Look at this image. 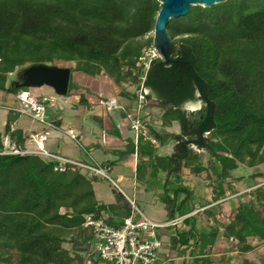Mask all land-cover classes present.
Wrapping results in <instances>:
<instances>
[{"label": "trees", "instance_id": "trees-1", "mask_svg": "<svg viewBox=\"0 0 264 264\" xmlns=\"http://www.w3.org/2000/svg\"><path fill=\"white\" fill-rule=\"evenodd\" d=\"M160 10L157 0H0V93L25 90L8 86V76L34 65L75 63L72 73L138 85L136 93L122 89L120 94L134 103L144 78L146 105L154 101L162 110L164 129L179 123L181 131L165 133L148 124L152 139L128 141L121 154L138 155L136 178L147 191L159 188L165 174L161 201L170 220L182 219L179 225L187 228L178 225L172 238L179 257L193 264H236L228 250L213 259L221 240L242 256L264 244V186L256 181L264 166V0L195 6L187 16L170 20L173 61L156 58L145 71L144 52L153 47ZM72 86L67 96L75 92L79 105L88 107V90L77 94L81 86ZM197 98L200 111L183 109ZM22 116L16 111L8 116L4 136L10 145L25 147L29 140L16 128ZM169 141L173 153L159 155L155 144ZM5 148L0 134V153ZM240 167L253 171L246 199L224 221L206 209L202 226L193 215L199 207L196 187L184 180V172L194 177L208 172L213 201L219 202L244 180L234 175ZM56 168L58 163L48 162L37 177L32 157L0 154V264H98L91 255L93 231L83 227L86 217L105 215L118 228L131 215L122 194L116 205L97 201L98 178ZM239 264L252 262L244 257Z\"/></svg>", "mask_w": 264, "mask_h": 264}, {"label": "rangeland", "instance_id": "rangeland-1", "mask_svg": "<svg viewBox=\"0 0 264 264\" xmlns=\"http://www.w3.org/2000/svg\"><path fill=\"white\" fill-rule=\"evenodd\" d=\"M151 36L154 37V32L151 34ZM153 51H154V46L152 48L146 49L144 52L143 61H145V62H143V63H145L144 64L145 71H147L150 67L149 59L151 58L152 55L154 56L155 52H153ZM148 54H149V56H148ZM159 57L160 56L157 54L156 58H159ZM156 58H154V59H156ZM57 65L60 67H67V68H71V69H74L76 67L75 63H72V64L58 63ZM21 72L22 71L18 70L15 73L10 74L8 76V86H10L12 83L18 81V77H19ZM74 81H79L82 85H86L85 89L88 90L86 93H89V94L91 93V90H90V88H88V85H90L91 83H93L95 81H103V83L108 84L107 87H109L111 92L116 97H120V94L122 93V89H125L130 94L136 93L139 89L138 85L124 84L123 86H119L111 78H109L105 75H101L97 78H90V77H87L81 73L73 72L71 75V89H73L72 82H74ZM142 84H143V82H141V85ZM83 89H84V87L81 86L78 89L76 88L74 91H76L77 94H79L78 92H83L84 91ZM26 90L30 91L33 96L40 97V96L44 95L51 100L46 105L47 106V108H46L47 120H53L55 117L63 115L64 116V124H65L66 128H69V127L82 128L86 133L87 132L88 133H94L95 135H98L100 137L104 136L103 138H105V142L109 138H113V139L118 138V134L116 131H111V130L106 131V132L103 131V129L100 125L101 120L99 121L97 119V116L99 114L98 113L99 112L98 107L96 110H93L90 112L85 111L84 107H83L82 111H81V109L79 112H77L75 110V107H77V104H79V98H78L79 96L75 95L76 94L75 92L73 93L74 95L61 97V96L56 95L54 93V91L48 87L40 88V89H26ZM22 91H20V92H22ZM20 92L17 93L16 95L0 93V134L3 137V142L5 144V147H8L10 145V140L4 136L5 127H6V124L8 121V116L10 115L12 109H15V110H17L18 108L22 109L24 106V104L18 99ZM102 99H104V98H102ZM102 107L107 108V105L102 106ZM134 107L136 109L139 108L138 103H135ZM183 109L186 110L188 113L198 112L202 109V102L197 98V101L187 104L186 106H184ZM144 110H146L145 111L146 116L145 115L144 116H145L148 124L152 127L159 128L161 126V124H159V123H161L160 120H161V116H162L163 112L158 107V105L154 101H150L148 103V105H145ZM79 117H82V118L79 119ZM17 125L24 130H30V129L39 130L40 131L39 133L41 134V138L39 140L42 141V145L44 146L43 148L45 150L49 151L50 153L60 155V152H58L57 151L58 149H56V148H58L57 140H55V141L52 140V138L56 132L55 129H49L48 127L41 125L39 122L35 121L34 119H32L26 115H23L21 117V119L17 123ZM40 127H42V129H39ZM45 130H49V131L51 130L49 137L44 136ZM172 131L174 133H180L181 129H180L179 123L174 124ZM65 132H66V130H65ZM63 137H65L64 140L66 142L73 143L74 146H76V148L78 149V150L75 149V151L72 152L70 154V156L67 155V157H66V155H64L63 157H66L68 159L77 158V157L78 158L79 157L80 158L85 157V156H83V153L79 152V150L80 151H82V150H81V147H80L78 141L74 142V140H72V138L69 135H67V133H65V135ZM45 144H48V146L45 147ZM50 144L54 145L55 148L51 149V147H49ZM81 145H82V147H85L82 143H81ZM34 148L38 149L36 144H35ZM91 153H92V156L94 158H96L99 162L111 160V158L105 157V154L101 153L100 151H92L91 150ZM88 158H89L88 162L91 163V158L90 157H88ZM45 161H49V159H46ZM207 161H208V157L205 155L204 163L207 164ZM105 169H106L107 175L109 176V178L112 181H114L116 186L109 179H105V178H101V177L98 179V182L94 183V189L96 191V196H97V199L100 201V203H102V204L118 203V201H119L118 198L120 195L119 189H120L122 191V193L125 194L131 200H133L135 202L136 206L138 207V209L146 217L151 219L153 222H155V223L167 222L168 223L169 221H171L168 214L166 215V213H165L164 205L161 202H155L154 201V196H153L152 192H149L143 188H138L133 183L129 184L132 187L128 188L126 185L127 184L126 182H122V181L118 180L117 176H118L120 169L115 168L114 171H109L108 168H105ZM258 171H260V173L262 174V177H258L256 179V181L259 182L261 186H264V166L263 165L259 166ZM121 173L124 174L125 176H130L129 172L124 168L122 169ZM252 173H253V171L251 169L245 168V167H240L237 171L234 172V175L236 177H238V176L244 177V180L242 181V183L235 182L234 185H232L234 189H238V193H240V195L235 196V194H237V192L230 191L228 193L227 197L224 198V201L218 205V207H220L219 208L220 210L216 211V213H217V215L222 216V217H220L221 220L224 221V219H228L231 216L234 208H236L240 202H242L246 199L245 194H247L251 190L250 186L253 185V182L249 181L250 180L249 176ZM208 176H209L208 172H205L200 177H194L188 171L184 172V177H186V180L191 181L192 183L195 184L197 193L200 194V192H203L204 195H206V197L208 199L204 198V200H203L206 204L211 203L210 201H211L212 195H213V187L211 186L212 181L210 180V178H208ZM224 204H226V205H225V209L223 210ZM198 217H200L201 225L205 226V224L207 223L206 215L203 214V215H199ZM170 229H172V228H170ZM163 231H165V230H163ZM159 232H161V231H159ZM162 241H163L164 246H163L162 252L160 254L161 255L160 258H162L161 261H163V264H179L178 261L173 258L171 247L169 245L170 241L168 240V238L162 237ZM253 245H257V243L255 242V243H253ZM225 248H226V250H228V255H230V257H232L231 259L233 260V263H236V264L241 263V261H242V259H244V257H246V259L251 261L252 264H260L261 259L264 257V244H262L261 246H258V248L255 251H253V252H251L245 256L239 255L235 248H230V246H228L227 244H225Z\"/></svg>", "mask_w": 264, "mask_h": 264}, {"label": "built area", "instance_id": "built-area-1", "mask_svg": "<svg viewBox=\"0 0 264 264\" xmlns=\"http://www.w3.org/2000/svg\"><path fill=\"white\" fill-rule=\"evenodd\" d=\"M153 52H155L154 56L150 55L149 63L158 54L155 49ZM144 80L143 78V84L138 93L139 108H137V112L129 113L131 130L135 133V144L138 143L140 137L152 139L148 131V122L141 115L142 110L147 104L146 95L148 94V90L144 88ZM25 90L20 92L18 96V99L24 104L23 108L21 110L12 109V111L26 115L49 129H56L55 124L46 118V105L51 100L44 95L40 97L33 96L30 91ZM101 104L105 103L101 102ZM106 105L110 111H122L124 109L117 99L110 100ZM44 132L45 137L50 136L49 130H45ZM69 136L72 140L76 141V137L72 135V132H69ZM40 138V133L29 136V140H32L38 149L31 150L26 146L9 145L0 154L40 157L44 161L49 159V161H45L47 164L48 162L58 163L56 170L68 167L75 171H82L91 178L101 177L112 181L107 175L106 169L95 161L92 160L91 163H84L68 159L59 154L50 153L43 148L42 141L39 140ZM152 142L155 143L154 140ZM112 183L116 186L114 181ZM119 192L123 194L120 189ZM129 203L131 205V215L118 228L112 226L109 223V218L105 215L101 218H96L92 215L86 217L83 227L84 229H91L93 231L91 255L95 256L104 264H158L164 246L162 239L159 237V231L176 228L182 219H175L165 224H158L146 217L138 209L134 201H129Z\"/></svg>", "mask_w": 264, "mask_h": 264}, {"label": "crops", "instance_id": "crops-1", "mask_svg": "<svg viewBox=\"0 0 264 264\" xmlns=\"http://www.w3.org/2000/svg\"><path fill=\"white\" fill-rule=\"evenodd\" d=\"M74 82L77 83L79 86H83L84 88L86 87V85H82L79 81H74ZM104 84L105 83H103V81H95V82L91 83L90 85H88V88H90V90H91V93L86 96V99L89 103V106L85 107V106H80L79 104H77V107H75V110L77 112H79L80 109L82 111V109L84 107L85 111L90 112V111L96 110L98 107V109H99L98 113L99 114L97 116V119L99 121L101 120L100 125H101L103 131L104 132L110 131V130L116 131L118 134V138L117 139L109 138L105 142V138H103L104 136L100 137L98 135H95L94 133H88V132L86 133L82 128H74V127L66 128L65 124H64V116L60 115L58 117H55L53 120H49L50 122H53L56 126V129H55L56 132H55V135L53 136L52 140L53 141L57 140L58 148H56V149H58L57 151L60 152L61 156H64V155H66V157H67V155L70 156V154L72 152H74L75 149L76 150H78V149L76 148V146H74L73 143L66 142L64 140L65 137H63V136L65 135V133H67V135H69V132H72V135L74 137H76V141L79 142V145L81 147L82 151L79 150V152L83 153V156L86 157V158L85 157L72 158L73 160L88 163V160H89L88 157H90L91 161L93 160L96 163H98L99 165H101L102 167L108 168L109 171H114L115 168H118V169H120L118 176H117L118 180L122 181V182H126L127 183L126 185L128 188H131L132 186L129 184L133 183L138 188L146 189V186L144 184L139 183L137 181V178H136L137 165H138V161H139L138 155L133 154V155H129V156H123L121 154L126 150V145H127L128 141H134L135 142V133L131 130V126H130L131 121L129 119V113L137 112V109L134 107L135 103L130 102L127 99H123L121 97H116L111 92L109 87H107L108 84H105V85ZM78 98L80 99V97H78ZM102 98H104V99H102ZM112 99H117L119 104L124 109L122 111H110V110H108V108L102 107V106H105L106 103ZM101 102H104L105 104H101ZM144 109H145V107H144ZM144 109L142 110V113H141L142 116L145 115L146 110H144ZM17 110H21V108H18ZM81 118L82 117H79V119H81ZM20 119L18 120V122L20 121ZM17 123H16V128L19 130H22L25 133V135H27L28 137L33 135V134H38L40 132L39 130H36V129L24 130L21 127H19L17 125ZM159 124H161V126L159 128H155V127H153V128L157 131H161V132H165V133L180 134V133H174L172 131L175 123L173 124V126L171 128H168V129H164L162 127V121ZM39 129H42V127H40ZM65 130H66V132H65ZM76 141H74V142H76ZM80 142L85 147H82ZM52 144L49 145V147H51V149L55 148L54 145H52ZM155 145L158 148V154L165 157V156H170L173 153L175 144L173 141H169L164 146H159L158 143ZM46 146H48V144H45V147ZM26 147L28 149L31 148V150H33V149H35L34 148L35 143L32 140H28L26 143ZM91 150L92 151H100L101 153L105 154V157L111 158V160L99 162L96 158H94L92 156ZM123 168L129 172L130 176H125L124 174L121 173ZM186 171L191 173L189 170H186ZM164 175L165 174H162V177L158 180V187L159 188H157L156 190L149 191V192L153 193L154 201L155 202H161L162 204H163V202L161 201V195H162L163 191L160 189V187L164 184V177H165ZM184 180L187 183L191 184L192 186L196 187L194 183H192L191 181H187L186 177H184ZM238 183H242V182H238ZM93 187H94V184H93ZM94 191H95V189H94ZM233 191L237 192V194H235V196L240 195V193H238V189L233 188ZM95 195H96V191H95ZM196 195H197V202L196 203L199 205V207H198V210L195 213H193V215H197V216L202 215L206 209L212 210L215 212L220 210L219 209L220 207H218V205L224 201V200H222L219 202H214L213 201V195H212V199L210 201L211 203L208 204L206 207H200V205H204V204L206 205V203L203 200H204V198H207V197H206V195H204L203 192H200V194H198L197 190H196ZM122 196L125 198V200L128 203H129V201H133L130 198H128L125 194H122ZM96 199H97V196H96ZM97 201H99V200L97 199ZM116 204H118V203L105 204V205H116ZM225 205L226 204L223 205V210L225 209ZM164 208H165V205H164ZM165 213H166V215L168 214L166 209H165ZM219 217H222V216H219ZM158 223L159 224H162V223L165 224L167 222H158ZM199 226H200V224L197 225V227H199ZM179 227L182 230H187V228L182 227V225H179ZM176 232H177V228L167 229L165 231H161L159 237L161 239H162V237L168 238V240L170 241L169 245L171 247L173 258L175 260H177L179 264H183L184 261H186V264H193L192 260L190 258L185 259V258H182V256L179 257V251L173 250L172 238H173V236H175ZM217 250L219 253L214 256L213 259H215V260H219L221 258V255L226 254L225 243L223 240H221L219 242V248ZM229 257H230V255H229ZM230 258H232V257H230ZM161 259L162 258H160L158 264H163V261H161ZM98 264H104V263H102L100 261Z\"/></svg>", "mask_w": 264, "mask_h": 264}, {"label": "water", "instance_id": "water-1", "mask_svg": "<svg viewBox=\"0 0 264 264\" xmlns=\"http://www.w3.org/2000/svg\"><path fill=\"white\" fill-rule=\"evenodd\" d=\"M160 12L156 18L153 46L160 58L167 64L171 63L175 44L167 31L169 21L190 14L195 6L210 9L228 0H157ZM72 71L57 65H34L23 70L14 85L18 89H40L48 87L58 96L68 95ZM36 168V176L47 169L48 164L40 157H32Z\"/></svg>", "mask_w": 264, "mask_h": 264}]
</instances>
